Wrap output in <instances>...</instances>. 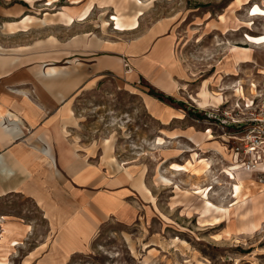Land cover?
Here are the masks:
<instances>
[{
  "label": "rangeland",
  "instance_id": "1",
  "mask_svg": "<svg viewBox=\"0 0 264 264\" xmlns=\"http://www.w3.org/2000/svg\"><path fill=\"white\" fill-rule=\"evenodd\" d=\"M32 1L0 0V46L19 50L23 60L15 68L40 74L56 66L66 73L54 87L56 123L38 128L42 136L54 133L46 140L57 166L52 175L38 163L37 196L24 189L0 203V218H8L0 225V247L9 249L0 259L8 264H264V194L254 190L238 202L222 172L229 154L234 160L224 120L255 110L264 99L259 74L264 45L245 40L263 33V19L250 10L264 9V0ZM90 4L94 11L88 21L70 29L35 23L29 33L5 31L6 22L20 19L17 11L44 19ZM139 10V29H102L115 14L131 21ZM80 34L116 45L87 52L65 45ZM52 36L63 44L59 52L50 55L52 49L44 48L38 52L48 56L37 58L30 48ZM169 45L173 64L161 55ZM241 48L253 50L255 64H243L238 76H227L225 69ZM110 56L123 58L124 65L100 67ZM133 62L143 70L131 80L126 71ZM158 77L170 78L180 91H162ZM205 82L212 92L225 89L221 104L204 109L191 102L189 95L199 94ZM208 131L217 138L211 142L226 140L228 156L214 150ZM202 161L212 162L216 184L211 191L210 168L200 172ZM189 163L198 171L173 168ZM251 177L264 183L262 176ZM210 202L219 210L210 213ZM20 220L30 231L21 233ZM4 228L13 233L6 237ZM12 240L18 245L11 247Z\"/></svg>",
  "mask_w": 264,
  "mask_h": 264
},
{
  "label": "bare ground",
  "instance_id": "2",
  "mask_svg": "<svg viewBox=\"0 0 264 264\" xmlns=\"http://www.w3.org/2000/svg\"><path fill=\"white\" fill-rule=\"evenodd\" d=\"M30 2L33 5L32 0H26ZM57 0H51L50 4H53ZM251 0H244L243 3H249ZM73 4H80L81 0H72ZM142 5V4H140ZM94 11V5L90 4L86 8H84L81 11H75L71 9H66L56 15H45L44 19H38L35 16L32 15H26L23 14L22 11H17L15 14L17 16L20 15V19L18 21H12V22H6L5 23V31L8 32L10 35H15L18 33H29L30 26H32L35 23H38V25L42 26H51V27H58L62 29H70L73 26L84 24V22H87L88 19L91 17L92 13ZM251 16L259 17L263 19V33L260 36H250L247 35L246 42L251 46H258V45H264V9L258 5L254 6L252 10H250ZM9 17H15L14 15L8 13ZM143 15V11L139 10L136 15L131 19V21H125L124 17H121L118 13L113 16V18L110 21H105L102 25V29L106 31L110 25H114V30L126 33V32H132L140 27L139 23V17ZM162 29H165L163 26ZM69 44V46H73L75 48H84V49H96L100 47H106L107 49H114L115 45L112 42L104 41L100 39L99 37L93 35V34H80L78 36L73 37L70 39L65 45ZM63 46V44H60V42L54 37H50L47 40L40 41L37 43L36 46L30 48L31 51L34 52L37 58H45L48 56L47 51L45 53H39L38 51L46 48V49H52L49 51L50 55H56L58 52L56 51V48L58 46ZM65 47V46H64ZM139 51L132 52L138 53ZM10 53V54H9ZM131 53V52H130ZM175 54V52H174ZM174 54L172 53V45H169L168 47L164 48L162 58L165 62H170V64H173L174 60ZM253 50L247 49V48H241L237 49L236 55L233 56V59L228 63L226 70L227 76H238L239 75V68L243 64H255L253 59ZM20 61L19 58V50L13 49L9 50V52L0 46V69H12L15 67V65ZM76 60H73L75 62ZM125 61L123 58H116L111 57L108 60L102 61L103 67H111L112 69H120L124 65ZM52 65V64H51ZM142 69L140 68L135 62L132 63V68L130 71H126V75L128 79L134 80L136 78L137 72ZM143 70V69H142ZM149 71V70H147ZM64 73V74H63ZM56 66H50L48 68H44V70L40 71V77L47 80L46 85L49 87H55L59 83L58 78L66 76V73ZM259 74L264 76V67L260 68ZM64 75V76H62ZM225 75V76H226ZM166 77H158L155 79V82L162 87V91L166 93H174L179 92L180 88L174 84L171 79H164ZM70 78H66V80H69ZM222 80L223 76H220L217 79V83L219 86H222ZM211 84V83H210ZM182 90V89H181ZM225 89L219 90L218 92H212L210 91V87L208 82H205L202 87L201 91L197 95H189V99L191 102H193L195 105L200 106L201 108L208 109L212 104H221L225 97L223 96V92ZM238 94L244 95V92L241 88L236 90ZM245 96V95H244ZM67 112L72 113V110H67ZM176 115L177 117H181L180 114H171ZM65 133V132H64ZM67 135V133H65ZM205 135L210 137V142L214 139L211 135V131H208ZM39 142H44L43 137H39ZM226 142L224 138L220 141L211 142L210 145L213 146L214 150L219 155H227L228 151L225 145L223 144ZM38 154H39V160L43 164L46 165L49 169H55L54 167L57 166V161H55L54 157L52 156V149L48 143L45 142V144L38 147ZM228 159L230 160L228 165L223 167V174H225L229 180L232 182L231 185V194L234 197L235 200L238 202L243 200L246 196H248L250 193H253L254 190L259 194H264V183H257L255 182L251 174L247 172H241L237 171V167L235 166V162L232 160V157L228 156ZM190 166H179L174 165L173 168L175 170H190V171H198V168L196 165H193L192 163H189ZM210 168V191L214 188V185L216 184L215 180H213V167L212 162L210 161H202L201 165V171H203L204 174L208 172ZM251 187H254L251 189ZM20 192V191H19ZM4 193V192H2ZM5 195V194H3ZM58 200H61L58 198ZM215 209L218 211V208H215L212 203L210 202V213ZM206 210H209L208 207H206ZM228 213V210L222 211V213ZM8 220V218H5ZM21 223V233H27L30 231L31 227L25 225L23 220H20ZM4 235L8 237L13 232L7 228H4ZM18 245V242L16 240L10 241V246L15 247ZM7 246L0 247V256H3V254L7 253L9 250L6 248ZM0 264H8L5 259H0Z\"/></svg>",
  "mask_w": 264,
  "mask_h": 264
},
{
  "label": "crops",
  "instance_id": "3",
  "mask_svg": "<svg viewBox=\"0 0 264 264\" xmlns=\"http://www.w3.org/2000/svg\"><path fill=\"white\" fill-rule=\"evenodd\" d=\"M77 50L87 52L84 48ZM22 60L23 57L17 64ZM70 76L75 78L76 74ZM40 80L47 82L35 68L0 69V203L7 195H22L24 189L26 192L30 191L33 197L34 194L38 195V163L43 164L39 160L38 147L46 142L52 149L47 140L54 138V133L51 137L40 135L38 128L39 125L50 127L56 123V104L53 99L55 89L48 85L40 86ZM65 91L62 90L63 96ZM41 92L46 93L45 97ZM40 136L44 138L41 145ZM51 172L53 175V170ZM46 176L49 177L47 174ZM0 220V225L6 223L3 217ZM11 222L10 224H16Z\"/></svg>",
  "mask_w": 264,
  "mask_h": 264
},
{
  "label": "built area",
  "instance_id": "4",
  "mask_svg": "<svg viewBox=\"0 0 264 264\" xmlns=\"http://www.w3.org/2000/svg\"><path fill=\"white\" fill-rule=\"evenodd\" d=\"M235 115L223 123L224 137L234 142L231 153L235 166L264 177V99L255 110Z\"/></svg>",
  "mask_w": 264,
  "mask_h": 264
},
{
  "label": "trees",
  "instance_id": "5",
  "mask_svg": "<svg viewBox=\"0 0 264 264\" xmlns=\"http://www.w3.org/2000/svg\"><path fill=\"white\" fill-rule=\"evenodd\" d=\"M159 99H160V100H163L162 97H159ZM170 100H172V99H170Z\"/></svg>",
  "mask_w": 264,
  "mask_h": 264
}]
</instances>
